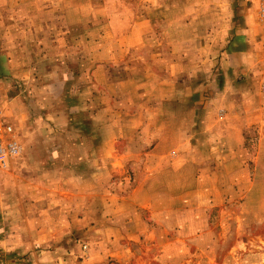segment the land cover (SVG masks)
<instances>
[{"label":"rangeland","instance_id":"obj_1","mask_svg":"<svg viewBox=\"0 0 264 264\" xmlns=\"http://www.w3.org/2000/svg\"><path fill=\"white\" fill-rule=\"evenodd\" d=\"M259 7V0H0V112L21 146L0 170V264H264V158L256 189L238 192L229 171L225 199L213 204L204 200L202 180L178 191L173 167L180 159L170 139L154 183L134 161L118 167L101 156L105 104L120 108L121 91L138 84L156 93L167 82L173 87L166 66L175 57L193 59L195 69L198 59H209L193 82L217 87L219 27L225 20L233 29L248 9L264 26ZM186 8L197 14L189 31ZM26 24L32 32L21 29ZM137 59L147 68L145 80L122 78ZM154 72L159 80L148 78ZM91 88L99 112L90 137L75 115L84 107L80 90ZM169 109L160 114L167 127ZM223 114L219 109L215 119ZM114 146L125 148L121 141ZM178 169L187 171L185 164ZM181 197L200 201L191 212L178 207Z\"/></svg>","mask_w":264,"mask_h":264},{"label":"crops","instance_id":"obj_2","mask_svg":"<svg viewBox=\"0 0 264 264\" xmlns=\"http://www.w3.org/2000/svg\"><path fill=\"white\" fill-rule=\"evenodd\" d=\"M184 12L192 16L191 20L186 18L184 23L185 30L189 31L192 29L193 16L197 14L192 8H186ZM226 14L225 9L223 16ZM240 14H237L235 21L239 28L235 24L233 29L226 30L225 20L223 26L219 27L215 44L223 51L217 59V87L208 89L207 84L195 86L193 82L195 72L197 76L203 77L209 59H198L195 65L200 67L195 69L193 59L175 57L173 62L168 63L169 67L166 66V72H169L166 79H173V87L167 82L159 91L161 93H156L155 87L147 88L138 84L131 90L121 91L120 108L105 104L107 128L103 139L106 145L101 156L113 160L118 167L123 166L124 162L134 161L133 165L139 168V173L142 172L147 179L152 177L151 182L154 183V176L159 175L162 159L168 151L165 140L170 139L173 153L176 159H180L175 162L177 167H173L174 176L179 177L176 184L178 191L183 189L182 186L187 188L190 183L202 180L207 186L205 202L221 204L225 199L222 196L225 192L223 185L227 182L229 171H233L232 177L238 192L250 191L253 186L257 188L254 177L257 163L264 158V26L256 22V14L252 9L241 10ZM21 29L28 31V24ZM7 30L12 31L13 28ZM30 40L31 37L26 42ZM137 62V67H126L122 78L145 80L147 68L140 65L143 61L137 59ZM159 62L157 65L161 66ZM153 66L156 67L155 63ZM147 75L149 79L159 80L156 72ZM91 76H97L96 69ZM80 92L81 96L85 94V97H80V106L83 104L84 107H79L78 115L75 116L79 119L77 122L83 133H89L91 137V133H97L98 96L92 88L88 93ZM213 97L217 98L216 102ZM169 107L173 119H170L172 125L167 127L160 114L163 110L168 113ZM219 109L224 113L222 120L215 119ZM120 141L125 145L122 153L114 146ZM249 150L253 153L251 156L247 154ZM184 164L187 171L178 169ZM196 164L198 168L193 171ZM185 175L192 178L183 180ZM196 175L198 177L195 180ZM210 176L215 177L217 191L214 194L209 189L212 185L208 184ZM211 193L216 198L214 202L207 197ZM184 199L177 198L176 204L178 207L186 206L191 212L200 201Z\"/></svg>","mask_w":264,"mask_h":264},{"label":"built area","instance_id":"obj_3","mask_svg":"<svg viewBox=\"0 0 264 264\" xmlns=\"http://www.w3.org/2000/svg\"><path fill=\"white\" fill-rule=\"evenodd\" d=\"M259 17L264 21V0H259ZM8 118L0 112V170H3L20 155L21 146Z\"/></svg>","mask_w":264,"mask_h":264}]
</instances>
